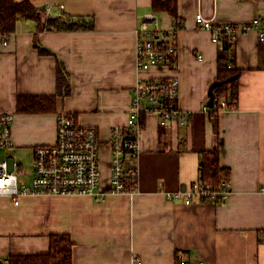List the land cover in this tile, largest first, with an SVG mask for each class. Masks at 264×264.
I'll list each match as a JSON object with an SVG mask.
<instances>
[{"label": "crops", "instance_id": "1", "mask_svg": "<svg viewBox=\"0 0 264 264\" xmlns=\"http://www.w3.org/2000/svg\"><path fill=\"white\" fill-rule=\"evenodd\" d=\"M32 2L49 11L40 20L20 18L6 43L0 34V112L14 116L12 154L31 150L32 170L36 146L56 140L57 112H74L100 132V194L25 195L18 205L0 195V262L8 263L11 254L47 252L57 233L72 238L74 264H135L136 257L143 264H178L179 250L207 264H264V42L251 28L222 50L195 21L197 12L216 21H248L264 11V0H178L185 27L176 38L177 63L143 72L136 65V29L153 11L152 0ZM156 13L162 27L174 24L170 13ZM47 14L94 23L42 29ZM220 52L233 57L239 78L236 105L222 109L214 122L204 104ZM60 65L67 76L61 83ZM139 74L175 77L187 119L161 124L155 114L144 115L138 187L112 192L111 134L126 123ZM41 96L54 97L53 107L18 108L20 97ZM218 145L222 166L231 170L227 198L187 203L185 194L168 197L199 179L202 151Z\"/></svg>", "mask_w": 264, "mask_h": 264}, {"label": "built area", "instance_id": "2", "mask_svg": "<svg viewBox=\"0 0 264 264\" xmlns=\"http://www.w3.org/2000/svg\"><path fill=\"white\" fill-rule=\"evenodd\" d=\"M49 7H46V12ZM196 26L209 30L213 42L225 37H234L239 32L255 29L258 38L264 42V11L248 21H216L202 12L195 16ZM184 23H175L164 28L156 12L145 14L136 29V65L138 72L155 65H175L179 48L176 42L178 31ZM9 34H3L5 43ZM202 59L203 56L199 55ZM180 87L175 77H145L138 75L124 125L113 128L110 141L111 191H135L138 187L140 134L142 117L155 114L161 124L186 123L187 114L179 106ZM220 103L226 106V101ZM216 104V98L214 99ZM204 108L210 112V106ZM12 113L0 112V195L20 203L21 196L36 194H86L99 198L102 175V141L97 126L83 124L76 113L66 110L57 112L56 140L51 144L36 146L33 169L21 168V162L10 151L15 143L12 138ZM30 177L28 181L27 178ZM131 180L135 186L128 187ZM230 187L221 191L212 190L199 179L184 192L168 193V197H182L187 203L194 198L200 201H224ZM178 264H207L202 259H186L183 252H177ZM135 264H143L136 257Z\"/></svg>", "mask_w": 264, "mask_h": 264}, {"label": "trees", "instance_id": "3", "mask_svg": "<svg viewBox=\"0 0 264 264\" xmlns=\"http://www.w3.org/2000/svg\"><path fill=\"white\" fill-rule=\"evenodd\" d=\"M152 10L154 12H168L175 18V23H182L178 18V0H152ZM46 12V8L35 5L32 0H0V34H9L16 29V23L20 18H35L40 20L41 15ZM46 21L41 22L42 29H65L77 30L92 28L93 21L85 16L58 15L51 17L46 15ZM235 37V36H234ZM234 37H225L220 42L221 48L227 49ZM227 45V46H226ZM233 57L220 52L217 59L218 75L213 83V92L216 104L210 107L211 117L214 122L224 108L236 105L238 69L233 65ZM66 74L63 76L62 65L59 67V82L65 81ZM215 84V86H214ZM225 100L226 106L220 101ZM55 98L51 96L29 97L18 99V108L24 111H38L53 107ZM219 134L218 128H216ZM220 145L215 148L202 151L200 161L199 180L203 184H208L212 190L221 191L225 187H230L231 170L222 166L220 162ZM135 184L129 180L128 187L132 188ZM214 202H222L215 200ZM74 242L68 234H52L50 236V247L47 252L11 254L8 257V264H74L73 262Z\"/></svg>", "mask_w": 264, "mask_h": 264}, {"label": "rangeland", "instance_id": "4", "mask_svg": "<svg viewBox=\"0 0 264 264\" xmlns=\"http://www.w3.org/2000/svg\"><path fill=\"white\" fill-rule=\"evenodd\" d=\"M45 18H47L46 15H45ZM45 21H43V22H45ZM161 65H163V64H161ZM11 153H12V151H11ZM13 154H15L16 155V158L20 162H22L24 164L26 170H28L29 168H31V166H32L31 150L27 149V150L18 151L16 153L13 152Z\"/></svg>", "mask_w": 264, "mask_h": 264}, {"label": "water", "instance_id": "5", "mask_svg": "<svg viewBox=\"0 0 264 264\" xmlns=\"http://www.w3.org/2000/svg\"><path fill=\"white\" fill-rule=\"evenodd\" d=\"M214 86H215V84H214ZM214 99H215V96H214V92H213V86H211V88L209 90V100H208V105L210 107H212L214 105ZM0 264H8V263L1 261Z\"/></svg>", "mask_w": 264, "mask_h": 264}]
</instances>
